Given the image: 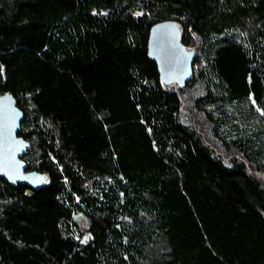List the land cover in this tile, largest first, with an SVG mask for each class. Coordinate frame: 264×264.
<instances>
[{"label":"trees","instance_id":"trees-1","mask_svg":"<svg viewBox=\"0 0 264 264\" xmlns=\"http://www.w3.org/2000/svg\"><path fill=\"white\" fill-rule=\"evenodd\" d=\"M5 93L46 181L0 177V264H264V0H0Z\"/></svg>","mask_w":264,"mask_h":264},{"label":"water","instance_id":"water-1","mask_svg":"<svg viewBox=\"0 0 264 264\" xmlns=\"http://www.w3.org/2000/svg\"><path fill=\"white\" fill-rule=\"evenodd\" d=\"M148 54L164 83L183 86L193 79L197 53L182 43L176 22L164 21L151 28ZM24 117L14 95H0V177L11 185L21 184L38 190L46 177L38 171L28 170L23 159L30 148L29 142L19 136Z\"/></svg>","mask_w":264,"mask_h":264},{"label":"rangeland","instance_id":"rangeland-1","mask_svg":"<svg viewBox=\"0 0 264 264\" xmlns=\"http://www.w3.org/2000/svg\"><path fill=\"white\" fill-rule=\"evenodd\" d=\"M76 221L80 225V227L83 231H86V229L88 228V226L90 224L89 220L85 217H77Z\"/></svg>","mask_w":264,"mask_h":264}]
</instances>
